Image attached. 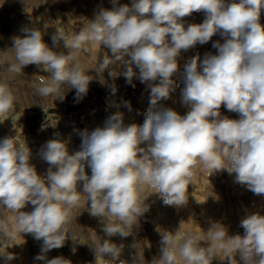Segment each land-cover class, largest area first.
I'll use <instances>...</instances> for the list:
<instances>
[{
    "label": "clouds",
    "instance_id": "1",
    "mask_svg": "<svg viewBox=\"0 0 264 264\" xmlns=\"http://www.w3.org/2000/svg\"><path fill=\"white\" fill-rule=\"evenodd\" d=\"M111 3V8L99 7L74 34L56 28L53 44L59 48L63 41L66 51L49 47L44 31L36 27L24 28V36L13 38L14 63L7 71L20 74L26 66L35 65L48 73L47 80L35 88L41 98L54 95L63 101L67 87L75 90L73 99L79 103L94 78L106 83L107 71L112 78L122 75L133 88L135 80L145 84L150 100L142 125L124 123L119 109L131 112L130 101L112 100L110 106L117 110L102 127L78 131L82 142L74 153H69L66 141L48 140L38 153L49 165L46 176L32 163V151L24 139L0 140V211L15 214L11 229L0 222V257L6 262L16 259L7 251L6 241L27 233L43 242L36 260L71 264L63 256L48 259L46 254L64 247L68 239L85 244L70 229L73 209L82 203L90 216L101 221L106 236L128 237L150 209L148 197L143 196L147 188L158 193L165 205L184 207L198 168L209 176L222 170L234 173L235 183L264 195V0ZM198 12L205 14L202 23L185 19ZM217 35L221 39L212 43L215 54L208 53L202 60L195 56L184 67L181 103L189 109L187 113L160 105L179 86L173 76L181 52ZM102 45L111 56L97 58L93 77L88 74L93 69L81 62L80 55H91ZM116 64L120 71L113 77ZM116 93V86H110V94L115 97ZM16 103L15 92L0 81V122L11 117L16 126ZM222 106L239 118L222 117ZM28 204L32 211H23ZM240 227L242 235H229L219 221L204 234H182L180 227L163 231L160 253L147 264H212L214 259L264 264V213H247ZM92 246L96 264H129L120 259L122 244L100 239ZM138 260L136 255L131 264Z\"/></svg>",
    "mask_w": 264,
    "mask_h": 264
},
{
    "label": "rangeland",
    "instance_id": "2",
    "mask_svg": "<svg viewBox=\"0 0 264 264\" xmlns=\"http://www.w3.org/2000/svg\"><path fill=\"white\" fill-rule=\"evenodd\" d=\"M94 1L25 0V5L23 0H1L3 17L0 21V81L10 86L17 96L15 108L16 112H19V120L15 127L10 122H6V128L0 134V140L5 137H15L20 130L27 134L29 132L31 136L30 148L33 153L32 163L36 165L37 169L44 164L38 153L45 144V135L42 131L43 124L35 120L33 114L41 108L46 98H41L35 92L37 86L34 83V77L40 72L35 65L26 66L20 74L7 71L9 64L14 63V54L11 50L13 38L24 36V28L36 27L44 31L43 40L49 47L57 51H66L63 49V41L60 42L59 48L53 44L52 36L56 32V28H62L68 34L78 32L88 23V19L93 18ZM122 1L123 4H131V0ZM205 18L203 12H198L185 19L189 23H202ZM262 23H264V18H262ZM45 25L48 26L46 29ZM219 39L221 38L217 35L206 44H197L187 51H182L178 60L188 59L190 61L195 56H199L202 60L208 53L215 54L216 49L212 47V43ZM104 55L111 56V52L103 45L101 48L93 49L91 55L81 53V62L88 69H93L89 70V75L96 76L94 68L97 67V58L98 61H101ZM125 59H129V57H125ZM112 68L115 72L114 75L119 73V64L113 65ZM165 107L174 108L181 115H185L189 110L183 104ZM144 113L136 111L127 118L125 124L142 125L145 119ZM221 116H227L230 119L239 118L238 113L229 112L223 106L221 107ZM81 142V137L78 136L76 142L78 147ZM234 176V173L230 175L226 170L215 172L209 176V173L203 168L196 169L188 187V204L180 208L165 205L158 193L152 194L154 190L147 188L143 196L148 197L146 203L150 205V209L140 217L139 225L134 227L132 234L128 237L119 235L108 237L103 232L101 221L86 219L84 215L81 218L74 217L70 229L78 238L83 239L85 244H75L71 239H68L64 247L50 250L46 254L47 258L63 256L69 259L71 264H96V254L92 245L99 242L100 239H109L118 246L121 244L124 246L121 255L128 256L129 264L136 255L139 258L138 264H147L160 253L163 231L175 232L180 227L182 234H204V231L207 232L213 222L219 221L228 228L229 235H242L243 229L240 227V220L249 212L264 213V195H256L235 183ZM32 209L33 206L28 204L23 211L30 212ZM78 214L77 208L73 209V215L78 216ZM0 222L8 223L11 229L15 224V214L0 211ZM21 235H16L14 239L6 241L10 245L7 251L16 256V259L10 261L9 264H45L44 261L35 259L41 253L42 240L38 241L27 233ZM73 247L76 248L75 253L72 251ZM212 264H228V262L214 259Z\"/></svg>",
    "mask_w": 264,
    "mask_h": 264
},
{
    "label": "built area",
    "instance_id": "3",
    "mask_svg": "<svg viewBox=\"0 0 264 264\" xmlns=\"http://www.w3.org/2000/svg\"><path fill=\"white\" fill-rule=\"evenodd\" d=\"M119 3L123 4V1L119 0ZM99 7L111 8V0H95L93 7L94 11H97ZM2 17L3 12L0 0V21L2 20ZM188 62V59L178 60V71L173 76V79L179 86L170 94L169 99L159 101L160 105L179 106L182 104V74L184 67ZM114 74L115 72H113V77H115ZM47 75L48 73L42 71L38 72L34 77L35 85L38 86L41 81H46ZM104 79L106 83L102 85L98 82V79L94 78L89 84L87 95L79 103L75 102L73 99L75 96V90L72 89L68 91L67 87L64 88L66 94L63 101L57 99L54 95L45 99L41 108L33 114L35 120L46 126V129H42L45 135V143L50 139H61L67 142L70 154L79 151L80 147H78L76 143L79 136L78 131L84 129L91 131L98 126L102 127L107 118L117 110L110 106L112 100L130 101L132 106L131 112L124 107L119 109L124 113V123L127 118L136 111H139L140 113L147 111L149 108L150 89L147 88L145 84L141 83L139 80H135L134 83L136 86L133 88L131 85L126 84L125 78L122 75L112 78L108 76L107 72L104 73ZM112 85H115L117 88L115 97L110 94V86ZM14 114L19 117V112H15ZM6 122H10L13 125L11 117L0 122V134L6 128ZM15 136L19 140L24 139L29 148L31 147V136L29 135V132L27 134L25 131L20 130ZM48 168L49 165L44 162L37 171L41 176H46ZM86 170L90 174V169ZM86 210L87 204L82 203L81 206L77 208V211L79 212L78 216L73 215V217L81 218V216L84 215L86 219L99 220L98 218L90 216ZM120 259L129 261L128 256L125 254L121 255ZM0 264H9V262H6L3 257H0Z\"/></svg>",
    "mask_w": 264,
    "mask_h": 264
},
{
    "label": "bare ground",
    "instance_id": "4",
    "mask_svg": "<svg viewBox=\"0 0 264 264\" xmlns=\"http://www.w3.org/2000/svg\"><path fill=\"white\" fill-rule=\"evenodd\" d=\"M44 128L46 129V126H45V125H43V129H44ZM28 129H29V128H28ZM35 129H36V128H35ZM35 129H34V130H35ZM32 130H33V129H32ZM32 133H33V131H32ZM36 133H37V132H36ZM34 134H35V133H34Z\"/></svg>",
    "mask_w": 264,
    "mask_h": 264
}]
</instances>
